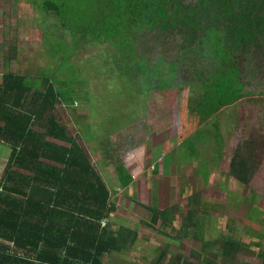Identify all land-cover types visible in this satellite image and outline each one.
Returning <instances> with one entry per match:
<instances>
[{"label":"rangeland","instance_id":"374dc122","mask_svg":"<svg viewBox=\"0 0 264 264\" xmlns=\"http://www.w3.org/2000/svg\"><path fill=\"white\" fill-rule=\"evenodd\" d=\"M242 1H234L238 10ZM246 1L254 14H264V0ZM65 2L63 10L70 21L66 26L55 12L40 7L39 0H24L22 29L17 34L19 60L10 68L33 82L43 72L55 71L61 62V54L54 55L50 50L53 41L63 39L74 49L69 62L75 68L71 85L76 90L75 101L59 103L56 115L69 134L78 139L110 190L115 210L109 216L108 228L116 232L126 226L139 234L120 253L104 254V264H157L164 252L179 258L180 264H262V107L249 100L239 103L233 128L227 130L224 121L219 120V139L212 135L215 121H210L205 127L211 131L193 157L185 137H181L193 124L195 132L200 120L198 110L192 108L197 98L190 94L191 86L207 80L216 70L206 39L207 27L224 36L231 24L228 17L233 15L230 5L213 0V9H217L212 11L214 23L203 19L200 23L204 11L195 12L191 19L184 12L190 6L196 8L194 4L206 7L201 0H163L167 19L129 23L126 29L130 28L127 34L131 48L123 50L112 41L84 37L83 32L96 25L91 21V26L85 27L92 16L89 8L94 6L93 15L101 16V0ZM263 37L257 38L260 44ZM247 48L242 46L234 54L239 77L245 90L252 95L262 94L264 49L259 46L253 57L254 50ZM136 60L149 69L164 62L154 75L155 87L147 95L143 94L146 75L135 69ZM166 62L175 66L176 77L173 87L163 90L168 78ZM8 67L2 68L0 60V71ZM123 67L128 78H122L116 69ZM58 77L69 79L65 70ZM238 148L250 165L246 182L238 180L231 170V159ZM7 155V148L0 143V177ZM204 166L207 171L200 169ZM149 208L163 211L168 221L161 217L151 220ZM190 215L197 223L191 232L194 234L195 229L196 237L180 232L182 222ZM229 238L241 247L232 256L222 253V245Z\"/></svg>","mask_w":264,"mask_h":264},{"label":"trees","instance_id":"16d2710c","mask_svg":"<svg viewBox=\"0 0 264 264\" xmlns=\"http://www.w3.org/2000/svg\"><path fill=\"white\" fill-rule=\"evenodd\" d=\"M39 1L40 7L55 12L62 24L68 25L70 21L63 10L64 1L68 0ZM201 1L206 7L194 4L196 8L190 6L184 15L191 19L195 12L204 11L200 23L201 19L214 23L212 11L217 9H213L216 7L213 0ZM219 1L229 4L233 15L231 19L228 17L231 24L222 37L207 27L206 39L216 70L210 79L194 83L190 88V94L197 98L192 108L198 110L200 120L195 132L193 124L181 137H185L184 143L192 157L208 137L211 130L205 126L210 121H215L212 135L219 139V120L224 121L227 130L233 128L242 101L260 105L264 112V92L252 95L244 89L234 57L242 46L253 49V57L259 46L264 49V42L257 41L264 36V14H254L246 0L242 1L240 10L234 5L235 0ZM101 3V16L93 15L94 6L89 8L92 16L85 27H90L91 21L96 25L85 30L84 37L97 42L112 41L123 50L131 48L127 34L130 28L126 29L129 23L137 25L149 19L159 23L160 19H167L163 0H101ZM73 7L71 4L70 11ZM53 42L52 48H48L54 55L61 54L55 71H45L33 82L15 70H7L0 76V143L8 150L7 164L0 177V264H104V254L120 253L139 237L137 231L126 226L116 232L108 228L109 216L115 210L110 190L78 139L69 134L56 115L59 103L67 105L75 101L76 90L71 87L75 68L69 62L70 54L75 52L63 39ZM132 50L135 51L133 47ZM163 63L161 60L149 69L136 60L135 69L147 79L144 95L155 87L154 75L161 71ZM165 64L168 78L163 90L172 88L176 77L175 66ZM116 69L121 71L122 78H128L124 67ZM63 70L69 79L58 77ZM237 150L231 159V170L238 180L246 182L250 176L249 161L241 148ZM200 169L207 171L206 166ZM149 211L150 219L156 216L168 221L163 211L151 208ZM103 220L106 225L102 227ZM193 224L195 228L197 223L190 215L182 222L180 232L196 237L195 229L191 234ZM239 248L234 240L225 239L222 253L232 256ZM157 264H180V259L164 252Z\"/></svg>","mask_w":264,"mask_h":264},{"label":"crops","instance_id":"0c3cea01","mask_svg":"<svg viewBox=\"0 0 264 264\" xmlns=\"http://www.w3.org/2000/svg\"><path fill=\"white\" fill-rule=\"evenodd\" d=\"M24 0H0V60L2 68L18 63L17 34L22 29L21 19L24 11ZM4 73L0 71V76ZM156 220V216L153 218ZM151 219V220H153ZM103 260V259H102Z\"/></svg>","mask_w":264,"mask_h":264},{"label":"built area","instance_id":"2783aa9c","mask_svg":"<svg viewBox=\"0 0 264 264\" xmlns=\"http://www.w3.org/2000/svg\"><path fill=\"white\" fill-rule=\"evenodd\" d=\"M106 225V220L102 221V227Z\"/></svg>","mask_w":264,"mask_h":264}]
</instances>
